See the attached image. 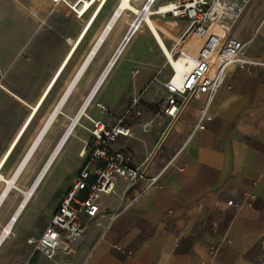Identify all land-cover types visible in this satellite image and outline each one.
Instances as JSON below:
<instances>
[{
    "label": "crops",
    "instance_id": "1",
    "mask_svg": "<svg viewBox=\"0 0 264 264\" xmlns=\"http://www.w3.org/2000/svg\"><path fill=\"white\" fill-rule=\"evenodd\" d=\"M115 1L109 0L103 9L96 8L85 17L86 20L91 16L89 22L93 24L75 49L85 23L71 16L65 6L50 0H0V71L6 85V91L0 92L5 91L24 103V116L11 143L15 141L0 161L1 173L22 140L26 152L20 163L45 142L39 156L40 163L45 164L59 148L60 145L55 149L70 120L93 93L114 57L102 82L101 98L97 100L106 109L93 110L90 113L93 118L113 126L119 123L117 114L138 97L146 102L165 101L168 93L161 80L172 73L165 72L161 80L145 88L158 69L157 59L165 58L172 69L158 37L144 21L134 27L132 36L146 25L159 57L149 55L131 60L124 51L132 36L120 49L127 33L96 78L108 57L100 66L95 65L96 58L124 17L122 13L118 16L93 55L122 4L118 0L114 6ZM144 1L141 0V6ZM168 18L181 21V29L179 23L174 24ZM151 19L173 57L176 42L181 49L197 48L199 40L193 34L181 40L188 20L170 16ZM167 24L173 25V32L164 29ZM229 36L245 42L248 56L264 62V0H249ZM108 107L113 108L115 116L107 111ZM202 108L195 99L182 98L175 118L148 110L135 122H121L130 127L131 133L117 137L109 148L125 152L131 164L141 167L148 176L158 174L182 146L184 149L154 186L117 178L115 191L101 195L98 215L84 217L83 234L63 249H57L53 262L43 253L48 264H264V66H253L249 71L231 66L211 100L210 112L229 132L206 129L191 136ZM82 125V134L76 130L64 147L71 140H80L76 157L80 163L68 170L72 161L60 163L61 169L54 179L59 195L42 222H48L47 225L85 163L81 151L91 139L92 124L84 119ZM56 162L57 157L53 163ZM230 200L232 206L228 205ZM47 225H39L35 239ZM5 227L0 225V238ZM13 230L1 244L0 250L6 244L8 247L0 256V264H8L9 252L25 235L33 233L24 229V225H19L15 236ZM215 249H219L218 253Z\"/></svg>",
    "mask_w": 264,
    "mask_h": 264
},
{
    "label": "built area",
    "instance_id": "2",
    "mask_svg": "<svg viewBox=\"0 0 264 264\" xmlns=\"http://www.w3.org/2000/svg\"><path fill=\"white\" fill-rule=\"evenodd\" d=\"M50 1L55 5L65 6L75 15H81L80 6L85 4L84 0ZM156 1L145 0L140 7V15L147 17L158 14L174 19H186L188 26L181 40H186L191 34H197L203 38L202 44L194 56L191 69L181 74L180 77L174 76L165 82L164 87L168 94L159 108V113L175 118L181 109V99L192 98L200 102L203 108L193 126L191 136L197 131L206 129H216L223 133L229 132V128L222 125L220 119L210 112L211 100L220 89L223 78L231 66H236L244 71H249L253 66H264L263 61L246 54L245 42L229 36L230 30L241 17L249 0H168L161 2L164 4L163 9H155ZM136 19H139V16ZM213 24L221 25L225 32L223 34L210 32ZM178 44L176 42L173 51L176 60L185 58V53L183 49L178 48ZM213 58L217 60L215 65H212ZM5 86L3 74L0 71V89L5 90ZM83 104L75 117L70 120L55 149L60 144L63 145L76 127L75 124L71 129ZM102 109L105 110L106 107L104 106ZM68 132L66 139L63 140ZM90 132L91 139L84 143L81 151L82 156L86 157L81 171L53 212L42 235L37 239L28 240L49 259L55 257L63 240L71 242L83 234L84 217L98 215L101 195H108L115 191L117 178H124L131 184L145 182L147 187L154 186L162 180L165 172L184 149L182 146L162 171L154 176H148L141 167L131 164L125 152L113 151L109 148V144L114 142L117 137L129 136L130 127L121 122L109 126L106 122L96 119L92 121ZM228 205L232 206L233 201H228ZM237 208L235 207V209ZM227 241L231 242V239L228 238ZM218 251L219 249L214 250L215 253Z\"/></svg>",
    "mask_w": 264,
    "mask_h": 264
},
{
    "label": "rangeland",
    "instance_id": "3",
    "mask_svg": "<svg viewBox=\"0 0 264 264\" xmlns=\"http://www.w3.org/2000/svg\"><path fill=\"white\" fill-rule=\"evenodd\" d=\"M117 2L118 0H116L113 5L115 6ZM134 6L140 10L141 0H135ZM72 15L76 16L75 14L71 13V16ZM135 18H136L135 14L129 13L118 24L114 33L111 35L109 42L102 49L101 54L98 57L100 58V60L96 58L97 62L95 63V65L100 66L102 62H104V60L108 57L105 63L101 66V70L97 73L96 78L103 72L108 61L114 56L116 49L123 42L124 36L128 33L130 29V24ZM90 19H91V16L90 18L86 20H85V17L81 19V21L85 23V26L86 25L87 26L86 27L84 26L81 36L75 43L76 44L75 49L79 46L81 41L84 39V37L88 33L91 25L93 24L92 22L91 23L89 22ZM168 20L173 22L174 24L179 23L180 29H181V25H182L181 21L175 22V20L171 18H168ZM163 27L168 33H171L174 30L173 25H170V24L164 25ZM155 51H156V43L150 38L148 28L146 27V25L143 24L136 31V33L132 36L131 40L126 44L124 53L129 54L131 60H136V59H140L143 57L146 58V56H149V55H151L152 57L158 58L159 55ZM157 62L159 64L157 67L158 69L150 77L145 87L146 89H148L152 85L153 82L161 80V76L164 75L165 72H169V74L172 73V71L169 69L168 63L165 58L157 59ZM135 73L138 74L139 71H135ZM169 76L168 78L166 79L163 78V80H161L163 86L165 82L170 78ZM101 95H102V90H101ZM101 95L99 94L100 98H101ZM161 104L162 102L160 101L146 102L142 100V97L140 98L138 97L135 101L130 102L124 110L120 111L117 114L116 121L125 122V123L135 122L139 119L143 111L152 110L154 112H159V108ZM98 105H102V104L96 101L94 105L90 108V110L88 111L87 114L91 118H93L90 115L92 110H95L98 108L100 109ZM101 110L102 109H100V111ZM107 111L110 112V114L114 113V116H115L116 112L113 110V108L108 107ZM23 116H24V103L20 102L17 98L13 97L11 94L5 91H1L0 92V157L1 156L2 157L0 158V161L5 157L12 143L15 141L14 140L11 143L12 139L14 138L17 132L18 124L21 122ZM94 118L97 119V117L95 116ZM84 119H87V118H84ZM91 124H92V121H91ZM81 128L83 127H80L78 125L76 130H80ZM54 130L50 132L49 136L53 134ZM80 132L82 134L83 130L82 131L80 130ZM45 145L46 143L44 142L42 147L36 152L31 163L29 164L25 172H23L20 178L18 179L17 189H14L11 192L10 198L8 199V201L5 202L2 209L0 210V225L5 226L9 222V219L11 215L13 214V212L15 211L16 207L24 199V195H23L24 191L29 189L32 182L38 175L39 171L45 165L44 163H43L44 165L40 163V159H39L40 154H42V152L44 151ZM80 145H81L80 140H77V141L71 140L68 147H66L62 151V153L57 156V162L53 163L52 168H50L46 176L43 178L42 182L40 183L39 187L37 188L34 194L32 201L30 202V204L28 205V207L22 214L20 221L17 223L16 227L13 230V236H15L17 230L19 229V225H24V229H28L32 231L33 233H29L25 235L24 240L20 242V244L16 246L12 251L9 252L8 264H48V260L52 262L55 260V259L47 260L43 252L39 251L35 247V245L30 244L28 240L31 238H36L37 235L35 232L38 230L39 225H47L48 222H44V223L42 222L47 218V215L52 210V206L56 203L58 199V195H59L58 193L59 187H58V184L54 182V179L56 177L57 172L61 169L60 163L62 161H72L70 166L67 167V170L71 169L72 167L73 168L76 167L80 163L79 158H76L77 148ZM24 152L26 151H24V141L22 140L21 143H19V145L17 146V148H15L12 151V153L10 154L3 168L2 173L6 178H10L12 176L14 170L16 169L23 155L25 154ZM48 159L45 161L47 162ZM4 185H5L4 182L0 181V193L4 189L5 187ZM67 244L68 242L63 241L60 244L58 250L63 249ZM7 247L8 246L6 244L1 248L0 256H2L3 254L7 252ZM64 264H68V262H65Z\"/></svg>",
    "mask_w": 264,
    "mask_h": 264
},
{
    "label": "bare ground",
    "instance_id": "4",
    "mask_svg": "<svg viewBox=\"0 0 264 264\" xmlns=\"http://www.w3.org/2000/svg\"><path fill=\"white\" fill-rule=\"evenodd\" d=\"M84 1H85V4H81V6H80V9L82 10L81 15H76V17H77V19L79 21L81 19H83L84 17L88 16L96 8H98L99 11L101 9H103L104 6L108 3L109 0H92V1L91 0H84ZM133 1L134 0H122V4H121L120 8L118 9L117 13L115 14L111 24L108 26L107 31L103 34V36L101 37L99 42L97 41L98 45L96 47V50H94L95 53H93V55H95L97 53V51L101 48L104 40L106 39L107 35L110 33L109 31H110L113 23L118 18V16L122 13V16L126 17L128 13H133V14L136 15V17L139 16V20H140V21H138L135 24V26L139 25L142 21H144L150 26V28L153 30V32L158 37L162 47L165 50V53L168 56L167 60H168L169 65H170V67L172 69V76L170 78H172L174 76L176 78H178V77L181 76V74H183L185 72H188L191 69L192 65H193L194 56L196 54V51L201 46L203 38L200 37L197 34H193V36L196 37L199 40V44H198L197 48L194 49V50H187L186 48L183 49V51L185 53V58H180L179 60H176L175 56L173 57L166 50L161 38L159 37V35L157 34V32L155 30V27L153 25L152 19L149 21V19L153 18V17H167V16H161V15H158V14H154V15L147 16V17L142 16V15H140V10L137 9L133 5ZM154 7H155V9L156 8L163 9L164 4L161 3L160 0H157L156 3L154 4ZM99 11L94 14L92 19H95L97 17ZM210 32H217V33L223 34L225 32V30H224V28L221 25L213 24L211 26ZM128 40L125 41L121 45L120 49L125 47V44L128 42ZM178 48H180V46ZM114 59H115V57L113 58V60L109 64V67L107 68V70H105V72H103V75L101 76V78L99 79L98 83L96 84V86H95V88L93 90V93L89 94L90 96L88 97L86 102L83 104V107H82L81 111L79 112V114L77 115V117L74 119V122H73V125L71 126V129L73 128V126L75 124H76V127L73 129L72 133L69 135V137L67 139H66V137L69 134V132L66 134V136L63 139V140H65V139L66 140L64 141V143L62 142L63 145L60 144L59 148H57L58 150L56 149V151L53 152V154H51V157L48 159V161L45 163V165L39 171L38 175L36 176V178L32 182V184L29 187V189L27 188L28 190L24 191V193H23V195H24L23 201L16 207L15 211L13 212V214L11 215V217L9 219V222L5 225L7 227H5L3 232H2V235H1V238H0V247H1V244L5 241V239L8 236H10L14 226H16L17 223L20 221V219L22 217V214L24 213V211L26 210V208L28 207V205L32 201L37 188L39 187V185L42 182L43 178L46 176L49 168L53 164V162H54L55 158L57 157V155L59 153H61L62 150L64 149V147L67 145L70 136L73 135V134L75 135V131L77 129V126L79 125L80 127H83L82 121H83L84 118H87L89 121L96 120L94 118H91L87 113L90 110V108L94 105V103L98 100L99 94L101 93V89H102V85H103L102 82L105 79V77H107V75L109 74L110 69H111V67H112V65L114 63ZM216 62H217L216 58H213L212 59V65H215ZM5 91H6V86H5ZM98 106L100 107V109L104 108L102 105H98ZM53 120H55V119H53ZM53 120H52V122H53ZM71 129H70V131H71ZM41 137L42 136H40V138ZM35 153H36V151H33V150L30 151L27 154V156L22 160V162L19 164V166L17 167V169H16L15 173L13 174V176H11L10 178H6L3 175V173L0 172V181L4 182V184H5L4 185L5 186L4 189L0 193V210L2 209L3 205L5 204V202L8 201V199L10 198L11 192L14 189H17V181L20 178V176L22 175V173L25 172V170L27 169V167L31 163V160H32L33 156L35 155Z\"/></svg>",
    "mask_w": 264,
    "mask_h": 264
},
{
    "label": "water",
    "instance_id": "5",
    "mask_svg": "<svg viewBox=\"0 0 264 264\" xmlns=\"http://www.w3.org/2000/svg\"><path fill=\"white\" fill-rule=\"evenodd\" d=\"M139 21V19H136V21L131 25V27H130V29H129V31H128V34H127V36L125 37V39H124V42L125 41H127L128 39H129V37L132 35V33L134 32V29L136 28H134V26H135V24L137 23ZM134 28V29H133Z\"/></svg>",
    "mask_w": 264,
    "mask_h": 264
}]
</instances>
